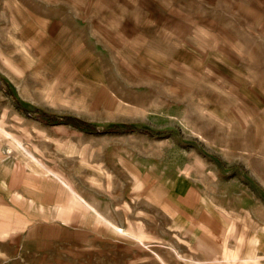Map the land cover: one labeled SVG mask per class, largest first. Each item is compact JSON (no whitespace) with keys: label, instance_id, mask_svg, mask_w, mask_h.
Wrapping results in <instances>:
<instances>
[{"label":"rangeland","instance_id":"rangeland-1","mask_svg":"<svg viewBox=\"0 0 264 264\" xmlns=\"http://www.w3.org/2000/svg\"><path fill=\"white\" fill-rule=\"evenodd\" d=\"M81 1L0 0L1 165L90 227L65 264H191L227 218L264 264V0Z\"/></svg>","mask_w":264,"mask_h":264},{"label":"crops","instance_id":"crops-1","mask_svg":"<svg viewBox=\"0 0 264 264\" xmlns=\"http://www.w3.org/2000/svg\"><path fill=\"white\" fill-rule=\"evenodd\" d=\"M81 2L95 8L102 19L108 13V0ZM14 184L9 169L2 167L0 160V264H65V237H71L74 248H81L82 238L90 227L82 226L77 218H72L73 223L64 219L50 220L48 204L33 207L30 188L24 182L16 181L15 187ZM235 221L227 218L225 224H208L200 236L201 248H207L206 255L192 257L190 263H250L248 259L241 262L238 250L242 248L246 235ZM219 253L224 256H216Z\"/></svg>","mask_w":264,"mask_h":264},{"label":"trees","instance_id":"trees-1","mask_svg":"<svg viewBox=\"0 0 264 264\" xmlns=\"http://www.w3.org/2000/svg\"><path fill=\"white\" fill-rule=\"evenodd\" d=\"M16 106L19 108V110H21L22 112L26 113L31 117H33L35 114V111L30 110L29 108L19 103H17ZM66 119L70 120L75 126L81 129H88L91 131L101 132V133H124V132L138 131L149 135H157V136L164 134V132L162 131H155L153 129L143 127L137 124H121V123L101 124L97 122H86L83 121L82 119L75 117H67ZM212 158L221 164V161L217 157L212 156Z\"/></svg>","mask_w":264,"mask_h":264}]
</instances>
